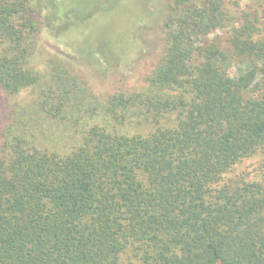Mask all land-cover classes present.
Returning a JSON list of instances; mask_svg holds the SVG:
<instances>
[{
	"label": "trees",
	"instance_id": "16d2710c",
	"mask_svg": "<svg viewBox=\"0 0 264 264\" xmlns=\"http://www.w3.org/2000/svg\"><path fill=\"white\" fill-rule=\"evenodd\" d=\"M32 2L0 0V264H264V177L228 176L264 170L260 17L174 0L147 86L101 99L34 68Z\"/></svg>",
	"mask_w": 264,
	"mask_h": 264
},
{
	"label": "rangeland",
	"instance_id": "374dc122",
	"mask_svg": "<svg viewBox=\"0 0 264 264\" xmlns=\"http://www.w3.org/2000/svg\"><path fill=\"white\" fill-rule=\"evenodd\" d=\"M31 1L37 18V35H31L36 49L32 62L40 74L47 72L43 79L61 62L77 83L106 99L116 91L145 88L147 76L165 54L162 26L174 0ZM225 7L236 16L257 14L264 30V0H226ZM228 36L226 29L210 35L223 45ZM245 64L232 61L234 70ZM30 91L8 99L21 102L34 96ZM260 159L245 158L228 176L263 178Z\"/></svg>",
	"mask_w": 264,
	"mask_h": 264
}]
</instances>
